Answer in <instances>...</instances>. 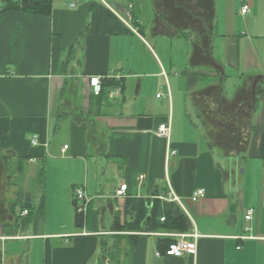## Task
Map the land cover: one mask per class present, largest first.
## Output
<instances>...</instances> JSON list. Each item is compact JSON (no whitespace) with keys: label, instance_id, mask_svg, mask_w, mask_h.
<instances>
[{"label":"crops","instance_id":"crops-1","mask_svg":"<svg viewBox=\"0 0 264 264\" xmlns=\"http://www.w3.org/2000/svg\"><path fill=\"white\" fill-rule=\"evenodd\" d=\"M8 1L0 0V264H264V164L255 162L262 161L264 81L249 107L254 79L264 75L255 40L264 39L255 35L264 6L225 0L218 34L213 0L208 54L224 83L238 78L219 98L221 74L203 55L204 39L162 18V0H53L50 16L3 11ZM245 3L253 23L243 33ZM148 10L155 15L146 24ZM94 78L119 86L98 98ZM208 95L222 119L251 110L250 150L218 153L204 127ZM166 123L169 138H160ZM122 184L126 196L117 197ZM78 187L89 200L84 213ZM199 189L205 196L193 201ZM139 201L150 211L160 205L184 228L163 225V217L154 225L158 216L149 227L151 215L139 221ZM193 233L196 254L166 256L170 241Z\"/></svg>","mask_w":264,"mask_h":264},{"label":"rangeland","instance_id":"rangeland-1","mask_svg":"<svg viewBox=\"0 0 264 264\" xmlns=\"http://www.w3.org/2000/svg\"><path fill=\"white\" fill-rule=\"evenodd\" d=\"M238 1L240 2V0ZM251 1V4H254L253 2H259V4L264 6V0ZM216 4V19L220 24L219 26H221L218 27L217 33L222 34L226 29L224 26L226 18L225 0H216ZM158 5L159 6L157 8V13H160V16L162 18H167L170 22H173L177 26L182 27L183 30L189 29L191 34H193V31H196V41L199 40L201 36L200 34L202 33V30H204L201 21H205L206 24L209 25V27L212 26L213 0H162L159 2ZM154 15V11L148 10L145 14V23L149 24L152 21ZM238 19L239 27H241L240 30L244 29L241 31H243V33H246L247 27H249L253 23L252 13L248 14L246 18H244V16L242 17V15L240 14ZM260 22L261 31L255 35L263 36L264 15L261 16ZM242 37L244 38L245 35H243ZM186 40L187 39H185V41ZM255 40L257 42H261V45H258V51L261 58H263L264 63V39L255 38ZM185 41H183V45H186L187 41ZM177 51L179 57H182L181 55L183 51L180 46H178ZM236 79L238 78L233 77V81H230L229 79V82L226 81L224 83L225 91L229 93V95L235 91L236 85H238V80ZM160 95H163V93H160ZM205 103H207L208 106H204V108L208 112H210V114L204 116L203 118L206 121L204 127L208 134L211 136V140H213L215 145L219 148L218 153H221L222 150H250L249 148L251 147L252 142H256V126H253L251 122V110H247L245 108L242 114L243 116L240 118L237 117L236 119H222L219 117L218 103L213 96L208 95V98L207 100H205ZM261 107L262 105L259 104L258 111L256 112V115L254 114V118H256V120H258L259 115L261 114ZM204 108L202 107L201 110L203 111ZM233 108H235V106ZM222 110L226 112L225 109ZM207 111L205 113H207ZM255 162H257L259 166H262L264 164L262 161L259 160ZM244 169L245 166L241 167L240 170L237 171V175L241 177L244 176V173L242 172V170Z\"/></svg>","mask_w":264,"mask_h":264},{"label":"trees","instance_id":"trees-1","mask_svg":"<svg viewBox=\"0 0 264 264\" xmlns=\"http://www.w3.org/2000/svg\"><path fill=\"white\" fill-rule=\"evenodd\" d=\"M52 9H53V0H18V1H12L9 0L8 4H6V6L4 7L3 11H18V12H23V13H31V14H36V15H44V16H50L52 14ZM202 25H203V29L201 35V39L204 41V47L203 48V55L205 54V56H208V62H210V46L209 43H207V38L209 36L210 33V29H209V25L206 24L205 21H201ZM185 35V34H184ZM210 53V54H208ZM220 74V73H219ZM115 86H119V83L116 81H107V80H103L102 81V85H101V92L98 94V98H102V96L107 95L109 88H114ZM259 94V89L257 88L256 91V96ZM252 91H251V98H250V105L252 103ZM239 102H237L236 104H238ZM219 105V104H218ZM223 109V108H222ZM220 110V113H226L223 110ZM235 112V111H234ZM260 158L262 159V161L264 162V134L262 136V140H261V145H260ZM46 177V167H45V163L44 166L42 167L41 170V177L40 180L41 182L44 181ZM137 209L139 212V221H144L146 220V218L148 217V215H151V222L149 227L152 225V222L154 220V218L156 216H158V220H154L155 223L154 225H157L160 223V218H165V222H162L163 225L165 226H169V227H174L176 226L179 229H183L184 228V220L183 219H178L175 220L170 216V213L167 212H162L160 205L154 204L153 210L150 211L145 204H143V201H139L137 202ZM28 213H30V211L28 210ZM36 213H43V205L41 207V209L36 212ZM157 214V215H156ZM78 219L81 220L80 215H77ZM138 221V222H139ZM175 241V240H174ZM173 240L169 242L167 248L169 247V245L171 243L174 242ZM166 248V249H167ZM166 251V250H165Z\"/></svg>","mask_w":264,"mask_h":264},{"label":"built area","instance_id":"built-area-1","mask_svg":"<svg viewBox=\"0 0 264 264\" xmlns=\"http://www.w3.org/2000/svg\"><path fill=\"white\" fill-rule=\"evenodd\" d=\"M78 1L79 0H74ZM72 6H75V2L72 4ZM252 11L250 5L248 3H245L241 10L240 14L244 17H246L248 14H250ZM128 18H130V14H128ZM91 85L95 88V94H99L101 92V85H102V79L101 78H94L91 80ZM161 95H158L160 97ZM171 131V125L169 123L162 124L157 132V135L160 138H169ZM32 144L33 145H38L39 144V137L35 136L32 139ZM67 149V146L65 147ZM172 155L176 154L175 151L171 153ZM128 190V185L127 184H122L115 192L117 197H125L126 193ZM205 196V190L199 189L197 190L193 196L192 200L197 201ZM75 199H76V204H77V211L78 213H84L87 209V206L89 204L88 197L86 196L85 191L78 187L75 189ZM163 200V198H162ZM173 201L180 202V198H178L175 194H173ZM28 214V211L24 212V216ZM254 214V209H249L245 215L246 221H251L252 217ZM162 222L165 221V218L161 219ZM199 235L197 233L193 234H182L179 236L178 240L173 242L172 244L169 245L168 249L166 250V256L168 257H176V258H182L185 255H194L197 252V241H198ZM0 239H4V237H0ZM240 249V248H239ZM161 254L158 253V256Z\"/></svg>","mask_w":264,"mask_h":264},{"label":"water","instance_id":"water-1","mask_svg":"<svg viewBox=\"0 0 264 264\" xmlns=\"http://www.w3.org/2000/svg\"><path fill=\"white\" fill-rule=\"evenodd\" d=\"M210 63L211 65L217 70L220 72L221 74V77H220V90H219V98L222 94V90H223V86H224V76H225V72H224V69L218 65L213 59L212 57L210 56ZM260 81H264V75H258L255 77L254 79V82L252 84V88H251V91H252V98H253V103L252 105H250L249 107L251 108L252 106L255 105L256 103V91H257V87H258V84ZM242 172H244V170H242Z\"/></svg>","mask_w":264,"mask_h":264}]
</instances>
